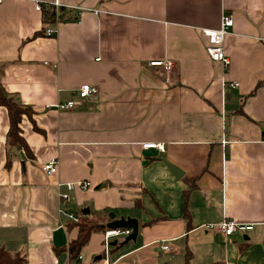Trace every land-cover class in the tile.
<instances>
[{
    "label": "crops",
    "instance_id": "1",
    "mask_svg": "<svg viewBox=\"0 0 264 264\" xmlns=\"http://www.w3.org/2000/svg\"><path fill=\"white\" fill-rule=\"evenodd\" d=\"M59 1L0 4V81L33 110L20 122L29 151H10L8 163L0 105V248L28 264H156L152 248L173 241L168 262L185 264L190 250L192 264H264V84L252 93L264 81V0ZM223 11L234 18L229 64L211 58L202 31L218 28ZM86 83L96 98L55 106ZM54 157L49 179L37 164ZM56 180L92 185L61 202ZM86 208L138 218L137 240L106 257L104 232H93L71 259L79 228L66 213ZM227 220L253 227L225 235L217 224Z\"/></svg>",
    "mask_w": 264,
    "mask_h": 264
},
{
    "label": "built area",
    "instance_id": "2",
    "mask_svg": "<svg viewBox=\"0 0 264 264\" xmlns=\"http://www.w3.org/2000/svg\"><path fill=\"white\" fill-rule=\"evenodd\" d=\"M5 0H0V4H2ZM27 1H33L35 2L36 8L39 10L45 9V8H60L63 4L59 0H53V1H45V0H27ZM80 9L78 8L77 15L81 14ZM49 12V10L47 11ZM234 18L233 14L231 12L223 11L222 17H221V24L218 28H203V34L208 37L209 40V46L207 47V51L211 58L215 61H222L225 64H229V58L225 52V48L223 45L225 36L230 32L231 27L233 26ZM56 30L48 27L45 29V34L47 36H53L55 35ZM153 65H164V68L167 71H170L174 68V63L172 61H167L163 63L160 62H153ZM226 85V84H225ZM239 85L238 82H232L229 84L231 87H237ZM98 87L93 84H83L79 89H77L78 97L77 100H69L67 102H60L57 103L55 106L58 109L61 110H69L74 108L75 106L79 105L83 99L87 98H96L98 95ZM152 147H157L159 150L164 149V145L159 143H146L143 145L144 149H149ZM59 160L57 158H51L49 160L38 162V167L45 173V175L51 179L53 176L57 175L59 173ZM59 189V198L61 202H67L72 199L71 192L74 191L77 188L81 189H87L89 188L92 183L88 180H56L53 182ZM63 188H66L64 190ZM69 221L78 222L80 219V216L77 212H67L66 213ZM253 226L249 224H239L234 221H223L219 224H217V228L224 233L225 235L232 234L233 232L237 231L238 229L242 230H248L251 229ZM132 232V229L128 228H108L104 232V250H105V256L108 257L110 253V245L112 238H117L121 235L128 236ZM162 249L169 251L170 247L168 244L162 245ZM82 256L80 255L79 258ZM107 264L109 263L108 259L106 258Z\"/></svg>",
    "mask_w": 264,
    "mask_h": 264
},
{
    "label": "trees",
    "instance_id": "3",
    "mask_svg": "<svg viewBox=\"0 0 264 264\" xmlns=\"http://www.w3.org/2000/svg\"><path fill=\"white\" fill-rule=\"evenodd\" d=\"M264 84L260 82L252 93ZM0 105L7 107L10 118V126L7 133V145L9 148V158L8 163L10 162V151L13 147L18 149L23 148L25 152H28V145L25 141V138L22 134V129L20 127V122L24 113L32 115L33 110L30 106L21 104L17 102L13 96L9 95L1 81H0ZM193 181L195 177L191 178ZM189 191L185 192V209L187 203ZM93 214V215H91ZM80 219L78 222L69 221L67 222L68 228L77 226L79 228V235L76 239L72 240L69 245V254L71 259H77L80 254L83 246L89 241V238L93 232H105L108 227L107 223L111 221L110 214H102L100 212H91L84 214L83 211L79 212ZM108 221V222H107ZM121 243H118L116 247H119ZM192 253L190 250H187L185 253V264H192ZM0 264H28V258L26 254L22 251H9L4 247L0 248ZM208 264H220V263H208Z\"/></svg>",
    "mask_w": 264,
    "mask_h": 264
},
{
    "label": "water",
    "instance_id": "4",
    "mask_svg": "<svg viewBox=\"0 0 264 264\" xmlns=\"http://www.w3.org/2000/svg\"><path fill=\"white\" fill-rule=\"evenodd\" d=\"M11 152H15L16 154H19V150L17 147H13L11 149ZM164 162L169 166L171 171L175 174L177 178H180L183 175V171L181 168H179L177 165L169 162L168 160L164 159ZM84 214L89 213V209L86 208L83 210ZM111 221L107 223L108 228H128L132 229V232L125 238V240L121 243V245L128 243L129 241L137 240V236L139 234L140 224L138 218L132 217V216H120L119 218L116 217V214L114 212L110 213ZM118 243L117 240H114L111 242L112 245H116ZM101 257V256H99Z\"/></svg>",
    "mask_w": 264,
    "mask_h": 264
},
{
    "label": "rangeland",
    "instance_id": "5",
    "mask_svg": "<svg viewBox=\"0 0 264 264\" xmlns=\"http://www.w3.org/2000/svg\"><path fill=\"white\" fill-rule=\"evenodd\" d=\"M127 236H124V235H121V236H119V237H117V238H112V240H111V242H113L114 240H117L119 243H122L124 240H125V238H126ZM130 242V241H129ZM128 242V243H129ZM128 243H126V244H123V245H127ZM118 244V243H117ZM116 244V245H117ZM134 243L133 242H130L129 244H128V248H130V246H132ZM168 244L169 245H172L173 244V241L172 242H168ZM116 245H110V251H111V249H114V248H117L116 247ZM123 245H120L121 247L123 246ZM126 247V246H125ZM155 247H153L152 248V250H153V252H152V255L151 256H147V259H152V262L153 263H156V264H178V261H177V259H173V260H171L170 262H168L169 260V255L171 256V254H172V252H170L169 251V253L168 252H165L164 250H159V251H155V249H154ZM113 256V255H112ZM111 259H112V257H111ZM101 261L102 260H104L105 261V259L103 258V259H100ZM100 260H93V261H100ZM133 261V259L131 258V262ZM102 263V262H101ZM75 264V263H74Z\"/></svg>",
    "mask_w": 264,
    "mask_h": 264
}]
</instances>
